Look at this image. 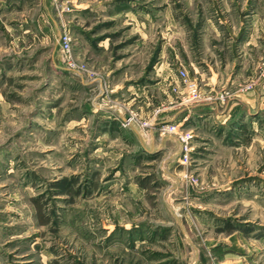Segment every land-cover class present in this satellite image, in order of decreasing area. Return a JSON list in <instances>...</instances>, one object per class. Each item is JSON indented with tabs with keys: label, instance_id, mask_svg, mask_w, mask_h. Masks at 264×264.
<instances>
[{
	"label": "rangeland",
	"instance_id": "374dc122",
	"mask_svg": "<svg viewBox=\"0 0 264 264\" xmlns=\"http://www.w3.org/2000/svg\"><path fill=\"white\" fill-rule=\"evenodd\" d=\"M262 61L264 0H0V264H264Z\"/></svg>",
	"mask_w": 264,
	"mask_h": 264
},
{
	"label": "crops",
	"instance_id": "0c3cea01",
	"mask_svg": "<svg viewBox=\"0 0 264 264\" xmlns=\"http://www.w3.org/2000/svg\"><path fill=\"white\" fill-rule=\"evenodd\" d=\"M112 2L113 1H111L109 3L110 5H107V7H108L107 8L108 9L107 10L108 11V17L107 18H110L111 20L114 19V21H117L115 19H119L120 15H121L120 11L122 10V8H121L122 6H121L120 3H112ZM101 9L102 8H100L99 6H83L81 8L80 12H81L82 16H86V15H89L92 11H101ZM111 11H112V13H111ZM109 12H110V14H113V13L114 14L113 15H109ZM252 18H253V21L254 20L256 21L255 18H259V17H258L257 14H254L252 16ZM209 21H211V20L208 19V22ZM206 22H207V19L204 20L203 23H201L200 27L202 28ZM218 23H222L223 24V21L221 20V17H220L219 21L217 22V24ZM114 24H115V22H114ZM251 24H252V28L250 29V31H249V27H248L247 29H239L238 31H235V32L231 31V29L228 28V26L225 25V24H224V26L220 25V24H219L218 27L214 26L215 27V33H216L218 39H219V36H221L223 34H226L227 40L230 42V44L228 46H229V49L231 48V50H230L231 55L232 56L238 55V56L236 57L237 58L236 61H231L229 63L226 61L224 63H221V66H219L218 69H215L213 67V63L214 64H218L217 60H215L213 63H211V59H210V61L206 60L204 58V56L209 53V50H208L209 47L203 46V50L201 52L202 58L200 59V62H199V64L201 66L198 69V71L200 72L199 74H200V76L202 78L207 76L206 78L209 79L210 81H214V80H216V81L218 80L219 81V80H223V79L230 80V79H232V76H233L234 73H238L239 74L241 71L245 70V66H246L245 62H247V52H246V50L244 48L249 44L248 42L253 39V36L255 34V32H254L255 28H253L254 22H252ZM214 27H213V29H214ZM99 29H100V27H98L96 29H93L92 30V34L99 33L100 32ZM97 30H99V31H97ZM247 32H250V33L248 34ZM201 47H202V44H201ZM205 48H207V49H205ZM235 48L240 50L239 53H237L236 55L234 53L235 52ZM205 51H208V52L205 53ZM212 51L216 52L217 49L216 48H212ZM204 53H205V55H204ZM219 53H221V52H219ZM205 57H210V56H205ZM203 66H206V67H203ZM144 78L150 79L149 78V73H147ZM138 79H140V78L131 79V77H129V79H127L125 81H131L132 82V81H136ZM130 88H133V87L130 86ZM237 100L240 103V106H242V105L245 106V104L248 103V101H249L245 97H242V98L237 99ZM245 107H248V106L246 105ZM201 109H203V110H201ZM199 110L200 111H204L205 114H207L208 111H210L211 115L220 116V113H218V110L213 105H209V106L208 105H204L202 107H199ZM176 117L174 116V118H176ZM174 118H170V119L173 120ZM134 134H135V131H134ZM198 261L200 262L199 255L197 254V260H195V264ZM199 262H198V264H200ZM228 264H230V263H228Z\"/></svg>",
	"mask_w": 264,
	"mask_h": 264
},
{
	"label": "built area",
	"instance_id": "2783aa9c",
	"mask_svg": "<svg viewBox=\"0 0 264 264\" xmlns=\"http://www.w3.org/2000/svg\"><path fill=\"white\" fill-rule=\"evenodd\" d=\"M59 41L60 44L63 48L64 51H66L67 53L70 52L71 49V42H72V38L68 33H63L60 35L59 37ZM259 71L260 73L264 76V61L261 62L260 67H259ZM178 76L185 82L186 88L188 89V99L187 101H194L197 100L200 97V88L198 86V83L196 81H190L188 80L187 76H186V72L182 69H180L178 71ZM252 86L251 85H247L245 87V89H251ZM173 89H177L176 86L173 87ZM159 112V110H156V114ZM131 117H128L126 119V121L124 122V125H131ZM160 130L164 131V132H168V133H174V134H178L179 138L181 140V142H183L184 144V151L185 154L188 152L189 147L187 146L188 140L191 137L190 132H187L186 134H183L182 132H179V125L176 122H166L163 125H160ZM185 158L187 159V155L185 156Z\"/></svg>",
	"mask_w": 264,
	"mask_h": 264
}]
</instances>
